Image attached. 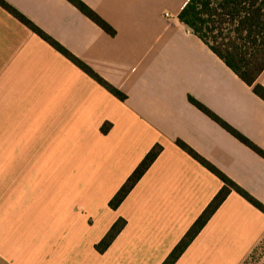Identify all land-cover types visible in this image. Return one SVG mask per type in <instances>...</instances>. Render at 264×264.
Segmentation results:
<instances>
[{
  "label": "crops",
  "instance_id": "crops-1",
  "mask_svg": "<svg viewBox=\"0 0 264 264\" xmlns=\"http://www.w3.org/2000/svg\"><path fill=\"white\" fill-rule=\"evenodd\" d=\"M3 1L126 99L0 7V264H162L223 187L177 141L264 206V159L190 98L263 152L264 101L179 22L188 0H80L113 37L66 0ZM263 238L264 214L231 192L176 264H242Z\"/></svg>",
  "mask_w": 264,
  "mask_h": 264
},
{
  "label": "trees",
  "instance_id": "trees-1",
  "mask_svg": "<svg viewBox=\"0 0 264 264\" xmlns=\"http://www.w3.org/2000/svg\"><path fill=\"white\" fill-rule=\"evenodd\" d=\"M66 1L106 34L111 37L115 36V30L80 0ZM0 7L110 94L120 101L126 99L123 93L107 83L87 65L37 28L5 1L0 0ZM178 20L182 25L191 30L243 83L251 87L256 96L264 101V88L256 84L257 78L264 70V0H188L180 11ZM190 102L264 159L263 151L223 123L201 104L191 98ZM109 128V124L103 125L101 131L107 133ZM176 143L179 148L219 178L223 183V187L190 226L162 264H176L231 192L237 193L250 205L264 214V206L261 203L202 159L184 143L180 141ZM161 151V146L155 145L145 155L143 160L109 201L108 206L110 209L116 210L123 203L160 155ZM125 225L126 222L123 219H118L104 237L94 246L95 250L101 254L105 252ZM263 241L264 238L261 242Z\"/></svg>",
  "mask_w": 264,
  "mask_h": 264
},
{
  "label": "rangeland",
  "instance_id": "rangeland-1",
  "mask_svg": "<svg viewBox=\"0 0 264 264\" xmlns=\"http://www.w3.org/2000/svg\"><path fill=\"white\" fill-rule=\"evenodd\" d=\"M242 264H264V241L253 250Z\"/></svg>",
  "mask_w": 264,
  "mask_h": 264
},
{
  "label": "built area",
  "instance_id": "built-area-1",
  "mask_svg": "<svg viewBox=\"0 0 264 264\" xmlns=\"http://www.w3.org/2000/svg\"><path fill=\"white\" fill-rule=\"evenodd\" d=\"M165 16H166V17H169V15H168V14H166Z\"/></svg>",
  "mask_w": 264,
  "mask_h": 264
}]
</instances>
